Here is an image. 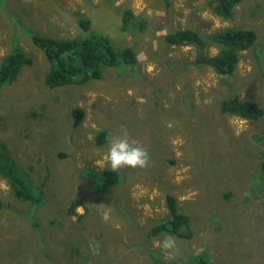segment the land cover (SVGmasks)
I'll list each match as a JSON object with an SVG mask.
<instances>
[{"label":"rangeland","instance_id":"rangeland-1","mask_svg":"<svg viewBox=\"0 0 264 264\" xmlns=\"http://www.w3.org/2000/svg\"><path fill=\"white\" fill-rule=\"evenodd\" d=\"M3 1L13 16L0 17V59L12 43L32 59L0 88L3 159L42 189L43 201L30 209L0 176V264H51L39 255L46 250L58 264H195L201 252L208 264H264L263 117L218 107L226 94L264 107V0H242L231 21L205 10L207 0ZM80 15L89 20L86 30L76 24ZM15 17L39 35L80 40L98 33L117 54L132 48L135 61L119 60L80 86L48 88L44 53L26 32L10 33ZM185 26L204 35L250 28L256 37L239 52L233 74L221 78L207 66L191 67V46L164 41L168 30ZM75 107L84 110L77 125ZM121 129L146 149L148 163L117 169L116 184L94 189L88 174L111 169L107 145ZM100 130L107 140L97 145ZM167 194L190 218L191 237L146 236L170 219ZM76 197L82 217L67 215ZM166 240L172 247H162Z\"/></svg>","mask_w":264,"mask_h":264},{"label":"trees","instance_id":"trees-1","mask_svg":"<svg viewBox=\"0 0 264 264\" xmlns=\"http://www.w3.org/2000/svg\"><path fill=\"white\" fill-rule=\"evenodd\" d=\"M167 5L169 0H164ZM242 0H207L203 8L210 14L215 16L220 21H231L233 18V9ZM3 0H0V17L8 21L13 13L9 12L3 5ZM167 7V6H166ZM134 20H138L136 15L132 14L131 10L126 11ZM15 24L13 30L9 27L10 33L17 31V38L19 34L29 35L32 42L40 49L49 64L48 70L43 77V83L48 88H55L64 85H81L90 79L99 78L102 70L105 67L115 66L120 60L125 64H132L135 61V55L130 47L117 54L109 43L108 39L98 33L91 34L81 38L64 39L52 36L39 35L25 24L16 22V17L13 19ZM76 24L80 29L86 30L89 25V20L80 15L76 19ZM25 34V35H26ZM255 31L253 29H223L214 33L201 34L192 26H185L183 28L170 29L164 34V41L171 45L181 46L189 45L195 51L194 60L191 63L192 68L209 67L217 76L226 78L233 74L239 57V52L246 50L254 44ZM16 38V39H17ZM215 45L217 51L209 54L207 49L209 46ZM32 59L25 54L20 46L12 43L9 51L0 59V88L6 84L13 82L21 70L25 66H30ZM218 107L221 113H232L244 119L257 120L263 117L264 121V107L257 104L250 99L237 98L233 94H226L220 97ZM45 107V105H42ZM34 118L37 116L36 112H30ZM84 110L80 107L72 109V116L74 124L81 122ZM97 145H102L107 140V132L100 130L93 138ZM257 139L264 142V135H257ZM5 145L0 143V176L6 179L13 194L22 202L29 205L30 209L39 207L43 201L42 189L34 188L26 173L21 174L9 161L3 159V152ZM8 155L7 152H4ZM9 156V155H8ZM170 162V161H169ZM262 171H264V162L262 163ZM100 173V174H99ZM99 173H89L88 175L95 180L96 189L108 188L116 184L119 179L117 171L112 169H104ZM99 180V185L97 183ZM101 181V184H100ZM97 183V185H96ZM227 196V194L225 195ZM166 206L169 210L170 219L160 223L156 222L151 227V235L159 232L171 233L179 237L189 238L193 231L190 227V218L177 211L174 198L171 194L165 196ZM83 206L82 199L79 197L71 201L70 208L67 215H77V206ZM0 207L2 205L0 204ZM31 223L37 227L38 221L31 220ZM37 230V228H36ZM41 243V240H39ZM17 247L23 245L20 241L15 243ZM41 248L44 249L42 246ZM206 252H201L194 255L195 264H208L207 258L203 256ZM39 255L43 258L47 255L45 260L48 263H55L48 254V250L40 251ZM11 257H17V253L13 252Z\"/></svg>","mask_w":264,"mask_h":264},{"label":"clouds","instance_id":"clouds-1","mask_svg":"<svg viewBox=\"0 0 264 264\" xmlns=\"http://www.w3.org/2000/svg\"><path fill=\"white\" fill-rule=\"evenodd\" d=\"M106 159L112 170L125 166L143 168L148 163V153L146 149L137 146L135 142H130L127 131L121 129L119 135L110 139L107 145ZM172 245L171 240H166L162 247L169 248Z\"/></svg>","mask_w":264,"mask_h":264},{"label":"bare ground","instance_id":"bare-ground-1","mask_svg":"<svg viewBox=\"0 0 264 264\" xmlns=\"http://www.w3.org/2000/svg\"><path fill=\"white\" fill-rule=\"evenodd\" d=\"M257 81V80H256ZM102 100V99H101Z\"/></svg>","mask_w":264,"mask_h":264}]
</instances>
